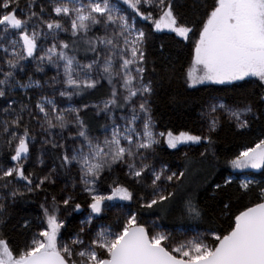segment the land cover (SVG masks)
I'll return each mask as SVG.
<instances>
[{"label": "snow or ice", "instance_id": "1", "mask_svg": "<svg viewBox=\"0 0 264 264\" xmlns=\"http://www.w3.org/2000/svg\"><path fill=\"white\" fill-rule=\"evenodd\" d=\"M156 33L192 41L188 88L255 78L256 90L210 94L205 132L158 131L153 97L176 67L166 43L150 47ZM254 120H264V0H0V264H264V181L211 168L184 188L185 171L158 159L165 144H206L200 156L215 157L214 133ZM225 164L264 172V138ZM113 201L159 217L104 223ZM36 202L35 221L13 223ZM173 215L212 226L158 222ZM9 227L27 230L23 245Z\"/></svg>", "mask_w": 264, "mask_h": 264}, {"label": "trees", "instance_id": "2", "mask_svg": "<svg viewBox=\"0 0 264 264\" xmlns=\"http://www.w3.org/2000/svg\"><path fill=\"white\" fill-rule=\"evenodd\" d=\"M23 2V0H22ZM162 38V39H161ZM160 43H166L169 46V51L172 53V60L175 62L176 74L171 81H164V87L158 90V93L153 97V111L157 122L158 131H172L174 134H179L181 131H188L192 134H199L206 131L204 121L201 117L202 105L210 94L225 97L228 101L244 100L247 95L255 91V78H251V82L244 83L243 88L233 90L231 85H201L195 89H190L185 84L187 71L191 66V57L189 55L190 44L192 41H180L170 33H156L150 40V47L155 49ZM218 137L214 147L215 157L209 151L208 157L205 159L200 156L208 145H183L179 150L167 149L166 144L163 145V151L160 152L158 159L170 165L174 171H185L186 178L181 182L184 188H195L201 181L205 171L211 168L215 169L214 175L218 178L228 176L229 174L238 175L240 178L248 176L257 181H264V172H245L234 173L225 164V161L234 158L240 151L247 147H254L260 139L264 138V120H254L250 129L244 130L243 133H237L227 124L223 125L218 133L213 134ZM187 153V156H185ZM2 155V154H0ZM202 162V163H201ZM125 179L123 176L120 177ZM110 181H105L104 189ZM168 191L173 190V186L169 185ZM138 194H144L137 188ZM150 191V190H147ZM229 191L236 193V188L233 186ZM177 200L183 194L182 189H177ZM254 199V197H253ZM203 202V201H202ZM248 199L235 201L236 207L242 204H247ZM24 211L18 212L13 217V223L17 220L27 219L35 221L39 213V203L29 205H21ZM128 212L138 213V220L151 221L158 219L159 214L152 210L139 208L135 201L126 204V207L119 208V205L111 207L109 213L104 219V223L116 224L122 221L125 214ZM82 215L75 214L74 223H78L82 219ZM212 223L220 227V219L214 214L211 217ZM169 229H186L190 232L204 231L209 228V222H183L176 219V215L164 217L158 220ZM10 238L15 244L23 245L27 235V230L15 232L11 227L6 230Z\"/></svg>", "mask_w": 264, "mask_h": 264}, {"label": "rangeland", "instance_id": "3", "mask_svg": "<svg viewBox=\"0 0 264 264\" xmlns=\"http://www.w3.org/2000/svg\"><path fill=\"white\" fill-rule=\"evenodd\" d=\"M192 66V65H191ZM190 66V67H191ZM201 86V85H200ZM229 169L233 172V170L229 167ZM249 171H252V172H258L257 170H252V169H248V170H244L242 173H245V172H249ZM111 203V207H114V206H117L119 205V208H124L126 207V204H129L130 202H124V201H113V202H110ZM127 213H129L127 211Z\"/></svg>", "mask_w": 264, "mask_h": 264}]
</instances>
